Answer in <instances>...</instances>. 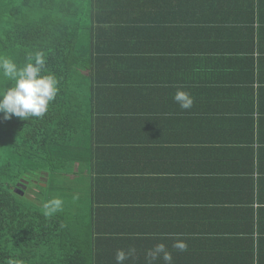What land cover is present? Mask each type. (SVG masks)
<instances>
[{"label": "crops", "instance_id": "1", "mask_svg": "<svg viewBox=\"0 0 264 264\" xmlns=\"http://www.w3.org/2000/svg\"><path fill=\"white\" fill-rule=\"evenodd\" d=\"M155 1L165 0H134L159 25L125 45L136 53L117 72L128 90L123 112L103 118L117 125L99 132L100 141H131L105 148L113 160L105 171L115 173L100 174L102 188L91 192L107 201L106 211L93 206L96 217L105 212L102 229H124L126 243L106 249L100 239L99 247L114 260L118 250L135 249L124 264H148L147 254L158 244L171 253L172 264H243L257 252L264 259V239L254 234L264 227V2L250 15L246 0H216L220 8H205L216 21L235 19L237 26L200 23L186 31L188 39H178L171 33L182 30L160 22L211 14L189 13L191 0L179 6L169 0L172 12H155L147 8ZM250 32L253 49L245 42ZM227 50L237 54L230 57ZM178 89L191 95L190 109L173 101ZM118 203L130 206L129 219H116L112 207ZM177 241L187 251H178ZM163 263L162 254L152 261Z\"/></svg>", "mask_w": 264, "mask_h": 264}, {"label": "trees", "instance_id": "2", "mask_svg": "<svg viewBox=\"0 0 264 264\" xmlns=\"http://www.w3.org/2000/svg\"><path fill=\"white\" fill-rule=\"evenodd\" d=\"M191 1L196 2L189 13L208 12L211 16L164 19L165 25L161 21L160 27L173 29L175 24L174 30L182 31L171 36L188 39L186 31L200 23H221L224 30L237 26L235 19L216 21L212 11L205 8H220L216 0ZM246 1L247 13L261 11L264 0ZM174 2L179 6L182 0ZM172 3L155 1L147 8L166 14L172 12ZM146 10L134 0H0V55L23 66L27 54L43 51L46 66L42 74H54L59 89L42 118L4 120L0 114V264H116L100 249V239L106 249L119 241L124 246L126 231L102 229L105 212L96 217L93 206L96 203L97 212L106 211L107 201L99 196L95 199L91 192L102 188L96 180L100 174L115 173L105 171L104 167L110 168L113 162L112 151L105 148L115 142H131L109 137L100 141L99 132L117 125L103 118L123 112L119 110L120 102L128 90L122 87L117 72L136 53L125 45L137 43L134 36L145 35L147 29L155 31L159 25L145 14ZM179 10L176 12L180 14ZM215 11L219 15L220 10ZM253 18L250 16L245 23ZM258 21L263 24L260 15ZM245 42L254 48L251 32ZM184 46L182 51L186 52ZM224 54L233 57L237 52L227 50ZM177 58L182 60V52ZM13 83L0 75V87ZM102 101L113 104L102 108ZM71 176L75 180L71 181ZM47 180L66 202H78L74 216L70 211L65 216L56 212L46 216L44 209L28 204V185ZM17 189L21 195L15 192ZM112 208L117 220L125 221L127 214V219L131 217L129 205L118 203ZM110 221L117 223L112 217ZM263 229L260 226L254 233L257 240L264 239ZM259 254L243 264H264Z\"/></svg>", "mask_w": 264, "mask_h": 264}, {"label": "clouds", "instance_id": "3", "mask_svg": "<svg viewBox=\"0 0 264 264\" xmlns=\"http://www.w3.org/2000/svg\"><path fill=\"white\" fill-rule=\"evenodd\" d=\"M46 59L43 51L29 53L23 66H18L11 58L0 55V75L14 82L11 86L0 87V114L4 120L13 117L24 121L29 118H42L48 111L49 104L55 100L58 89V80L54 74L43 75ZM173 101L182 110H188L193 105L191 95L178 89L173 95ZM162 134V133H161ZM63 201L59 198L51 199L42 204L44 214L51 216L60 211ZM178 251H187V244L177 241L173 245ZM135 249H129L126 253L118 250L115 255L116 264H123ZM162 254L165 264H172V255L163 244H158L151 250L146 259L152 264L157 256ZM10 264H23L22 261H10Z\"/></svg>", "mask_w": 264, "mask_h": 264}, {"label": "rangeland", "instance_id": "4", "mask_svg": "<svg viewBox=\"0 0 264 264\" xmlns=\"http://www.w3.org/2000/svg\"><path fill=\"white\" fill-rule=\"evenodd\" d=\"M41 182H44V181H41ZM58 190L59 189H56L54 186L50 185L48 183V180L45 181V183H42V184L39 183L38 185H36L35 182H33L28 185V191L25 194V198L29 196L30 199L26 200L28 204L40 210L43 209L42 204L44 202H47L54 198H59L63 201V206H62V209L60 211H57L56 213H58L61 216H65L67 215L68 211H70L72 212L70 213V216H74L76 213H74L73 211L78 205V202L75 199L74 201L72 200L71 203L66 202L65 199L62 197V195L58 193ZM67 192L69 194V191ZM83 194H84V191H83ZM84 213L85 211H83V213H79V215L81 216Z\"/></svg>", "mask_w": 264, "mask_h": 264}, {"label": "water", "instance_id": "5", "mask_svg": "<svg viewBox=\"0 0 264 264\" xmlns=\"http://www.w3.org/2000/svg\"><path fill=\"white\" fill-rule=\"evenodd\" d=\"M15 192H16L17 194H19V195H21V194H22V191H21V190H19V189L15 190Z\"/></svg>", "mask_w": 264, "mask_h": 264}]
</instances>
